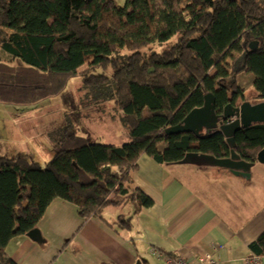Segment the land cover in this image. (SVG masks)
<instances>
[{
    "label": "trees",
    "instance_id": "1",
    "mask_svg": "<svg viewBox=\"0 0 264 264\" xmlns=\"http://www.w3.org/2000/svg\"><path fill=\"white\" fill-rule=\"evenodd\" d=\"M242 72L254 75L253 98L264 101V0H0V103L35 104L82 76L85 87L110 95L132 138L121 147L89 143L69 127L55 133L44 166L0 157V264H17L9 243L36 229L56 199L74 204L83 220L103 219L110 205L151 207L128 188L143 155L167 165L190 152L229 157L223 135L165 131L210 93L221 115L231 90L244 93L235 81ZM235 139L237 154L258 163L264 123ZM131 218L116 224L131 228ZM250 250L264 256V232Z\"/></svg>",
    "mask_w": 264,
    "mask_h": 264
},
{
    "label": "crops",
    "instance_id": "2",
    "mask_svg": "<svg viewBox=\"0 0 264 264\" xmlns=\"http://www.w3.org/2000/svg\"><path fill=\"white\" fill-rule=\"evenodd\" d=\"M253 95L254 89L247 100L259 102ZM131 178L128 188L142 191L151 207L135 213L134 203L110 205L103 219L83 220L74 204L56 199L36 228L44 242L17 236L7 254L17 264H171L179 258L199 264L205 255L215 264H264L250 250L264 232V164H254L246 177L143 155ZM120 216L132 217L133 226L120 229Z\"/></svg>",
    "mask_w": 264,
    "mask_h": 264
},
{
    "label": "rangeland",
    "instance_id": "3",
    "mask_svg": "<svg viewBox=\"0 0 264 264\" xmlns=\"http://www.w3.org/2000/svg\"><path fill=\"white\" fill-rule=\"evenodd\" d=\"M153 47L161 52L172 43ZM152 70V69H151ZM150 70V71H151ZM254 75L240 73L236 84L253 94ZM82 76L74 77L61 94L35 104L0 103V157L33 159L44 166L55 154V133L69 127L89 143L123 146L132 141L123 123V112L108 94L85 87Z\"/></svg>",
    "mask_w": 264,
    "mask_h": 264
},
{
    "label": "water",
    "instance_id": "4",
    "mask_svg": "<svg viewBox=\"0 0 264 264\" xmlns=\"http://www.w3.org/2000/svg\"><path fill=\"white\" fill-rule=\"evenodd\" d=\"M257 44L252 43L251 49H256ZM205 103L202 107L191 111L179 125L170 127L165 131L166 135L194 134L202 137L204 132L208 136L223 135L230 148V156L217 158L199 152L187 153L181 165H195L200 167H217L233 171L235 174L241 173L249 177L253 163H249L241 158L236 152V135L256 124L264 123V101L251 103L245 101L240 104L230 103L224 108L223 113H216V98L210 93L204 97ZM258 163L264 164V149L257 156ZM27 236L35 242H44L38 229H33Z\"/></svg>",
    "mask_w": 264,
    "mask_h": 264
},
{
    "label": "built area",
    "instance_id": "5",
    "mask_svg": "<svg viewBox=\"0 0 264 264\" xmlns=\"http://www.w3.org/2000/svg\"><path fill=\"white\" fill-rule=\"evenodd\" d=\"M170 262L171 264H191L181 258L176 259L174 261H170ZM199 264H215V262L211 260V257L209 255H205L204 258L200 260Z\"/></svg>",
    "mask_w": 264,
    "mask_h": 264
},
{
    "label": "flooded vegetation",
    "instance_id": "6",
    "mask_svg": "<svg viewBox=\"0 0 264 264\" xmlns=\"http://www.w3.org/2000/svg\"><path fill=\"white\" fill-rule=\"evenodd\" d=\"M238 98L243 99L244 102H245V101H248V100L245 98L244 93H243V94H238L237 91H235V90H231L230 93H229V99H230V100H233V101H235V103H237ZM201 136H202V137L207 136V133L204 132L203 135H201Z\"/></svg>",
    "mask_w": 264,
    "mask_h": 264
}]
</instances>
